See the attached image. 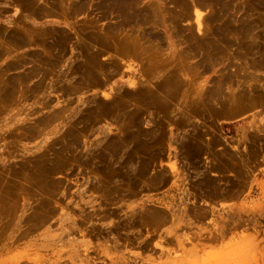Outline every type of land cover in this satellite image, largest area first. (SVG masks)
<instances>
[{
  "label": "rangeland",
  "instance_id": "1",
  "mask_svg": "<svg viewBox=\"0 0 264 264\" xmlns=\"http://www.w3.org/2000/svg\"><path fill=\"white\" fill-rule=\"evenodd\" d=\"M0 264H264V0H0Z\"/></svg>",
  "mask_w": 264,
  "mask_h": 264
},
{
  "label": "bare ground",
  "instance_id": "2",
  "mask_svg": "<svg viewBox=\"0 0 264 264\" xmlns=\"http://www.w3.org/2000/svg\"><path fill=\"white\" fill-rule=\"evenodd\" d=\"M126 1V0H125ZM113 3V2H112ZM137 3V2H136ZM130 5V4H129ZM110 6V5H109ZM126 6V5H125ZM136 7V6H135ZM138 7V6H137ZM123 9V8H122ZM128 9V8H127ZM130 11V10H129ZM118 12V11H117ZM119 14V13H118ZM120 16V15H119ZM120 20V19H119ZM121 22V21H120ZM248 73V72H247ZM248 82V81H247Z\"/></svg>",
  "mask_w": 264,
  "mask_h": 264
}]
</instances>
